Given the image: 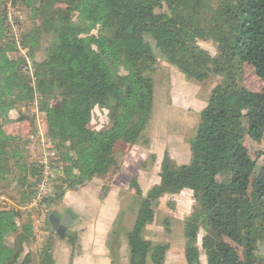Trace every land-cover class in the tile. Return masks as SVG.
<instances>
[{"label":"trees","instance_id":"16d2710c","mask_svg":"<svg viewBox=\"0 0 264 264\" xmlns=\"http://www.w3.org/2000/svg\"><path fill=\"white\" fill-rule=\"evenodd\" d=\"M7 5L16 27L17 9L37 21L20 31L18 40L8 24ZM105 21L108 25L99 31L106 32L82 35ZM198 41L212 42L217 54L205 52ZM20 48L26 53L19 55ZM37 50L43 52L39 61L33 56ZM237 55L262 81L260 91L233 88ZM159 58L187 79L205 82L219 73L228 81L210 90L199 112L188 163L163 155L160 180L139 200L126 235L129 264H165L167 244H155L143 232L154 219L158 199L184 189L195 200L183 222L185 264H201L200 230L211 236L206 264H264V165L257 167L244 145L245 136L264 138V0H0V118L5 122L11 111L34 101L44 112L46 137L63 161L46 198L47 203L57 201L114 171L118 142L145 141ZM95 107L109 113L108 126L98 131L90 124ZM21 143L0 125V181H9L8 175L18 170L14 177L22 205L35 195L31 188L39 169L23 161ZM19 217L16 209L0 208V264L24 263L29 255L21 260L34 241L32 224L20 223ZM11 236L12 245L7 241ZM225 237L255 251L254 262L241 259ZM75 239L69 238L72 245ZM52 248L49 237L38 248L39 264H57Z\"/></svg>","mask_w":264,"mask_h":264},{"label":"rangeland","instance_id":"374dc122","mask_svg":"<svg viewBox=\"0 0 264 264\" xmlns=\"http://www.w3.org/2000/svg\"><path fill=\"white\" fill-rule=\"evenodd\" d=\"M58 7L63 8L64 5ZM7 9L13 20V10L10 6ZM14 11L15 16L18 15L19 27L13 34L18 38L20 31H28L37 21L23 8ZM107 25L105 21L103 26L93 25L88 33H81L85 36L106 32L99 30ZM198 44L211 56L217 54V47L212 42L198 41ZM18 54L23 53L20 51ZM33 56L34 60L39 61L43 58V52L37 50ZM28 64H31V59ZM233 79V88L244 87L251 91H260L262 88V81L254 69L239 55L235 60ZM153 80V114L144 132L145 141L136 145L118 142L115 146L118 166L107 177L93 178L84 186L67 191L68 195L66 192L57 201L47 203L45 199L43 204L33 207L30 203L35 195L22 205L19 201L16 189L18 177H14L18 176V170L16 173L14 169L8 175L9 181H0V208L18 210L19 222L30 221L34 232V241L25 248L21 260L28 252L29 255L20 264H39L38 248L49 237L53 242L52 254L57 264H129L126 235L134 223L139 200L145 197L152 185L159 182L160 165L165 153L177 164L188 163L191 155L190 139L198 125L199 112L206 105L210 90L221 81L227 82L228 77L224 78L218 73L205 82L187 79L178 68L159 58ZM122 88L126 92L132 91L128 85H122ZM22 114L26 116L23 119L26 121H19ZM108 118L107 110L95 107L90 122L92 129L98 131L107 127ZM0 125L6 133L21 140L23 161L29 165L36 164L40 177L41 168L37 160L41 155V138L46 139V124L37 102H29L11 111L7 121L3 122L0 118ZM31 130L34 132L28 134ZM27 139L29 142H26ZM244 145L257 167L264 165V138L255 141L245 136ZM54 151L57 159L54 161L55 178L51 190L63 166V161ZM4 152L10 156V147H5ZM29 181L34 182L33 175L29 176ZM36 188L37 185L31 189L36 193ZM194 204L192 191L184 189L179 193L163 195L154 205V219L145 227L143 235L155 244H167L165 264H185L183 222L192 212ZM66 213L70 215L72 224L60 238L46 218L50 214L58 218ZM72 236H76L74 245L69 241ZM210 239L211 236L204 230L199 231L197 246L201 264H206L205 248ZM13 240L11 236L7 241L12 245ZM225 240L237 250L241 259L254 262L255 251L243 248L229 238L225 237ZM259 253L263 254L262 247Z\"/></svg>","mask_w":264,"mask_h":264},{"label":"built area","instance_id":"2783aa9c","mask_svg":"<svg viewBox=\"0 0 264 264\" xmlns=\"http://www.w3.org/2000/svg\"><path fill=\"white\" fill-rule=\"evenodd\" d=\"M8 24L12 28L13 32L16 33L17 28L13 24V21L8 15ZM16 39L17 36H16ZM20 46V45H19ZM20 51H22L23 54L26 53V49L20 48ZM27 59V64H28ZM31 67V64L29 65ZM42 115H44V112H42ZM41 155L39 159L37 160L38 165L41 168V173L39 180L37 181V188H36V193L35 197L32 199L30 206H36L43 204L44 200L50 195L51 193V185L52 181L55 178V172H54V161H56V156H55V151H54V146L52 142L46 137V139L41 138Z\"/></svg>","mask_w":264,"mask_h":264},{"label":"water","instance_id":"95a60500","mask_svg":"<svg viewBox=\"0 0 264 264\" xmlns=\"http://www.w3.org/2000/svg\"><path fill=\"white\" fill-rule=\"evenodd\" d=\"M52 217H53V214H50L49 217H48V220H49V222H50L52 228L56 231V233L58 234V236H59L60 238H63L65 229H66L70 224H72V219H71L70 215H69V214H66V215H65V219L62 220V223H61L62 226L59 227V229L56 228V227L51 223V218H52Z\"/></svg>","mask_w":264,"mask_h":264},{"label":"flooded vegetation","instance_id":"af4514ba","mask_svg":"<svg viewBox=\"0 0 264 264\" xmlns=\"http://www.w3.org/2000/svg\"><path fill=\"white\" fill-rule=\"evenodd\" d=\"M66 214H68V213H66ZM66 214H63L62 216H60V217H56V216H53L52 218H51V223L56 227V228H58L59 229V227H61L62 226V220L63 219H65V215ZM55 215V214H54Z\"/></svg>","mask_w":264,"mask_h":264},{"label":"crops","instance_id":"0c3cea01","mask_svg":"<svg viewBox=\"0 0 264 264\" xmlns=\"http://www.w3.org/2000/svg\"><path fill=\"white\" fill-rule=\"evenodd\" d=\"M69 192V191H68ZM68 192H67V195H68Z\"/></svg>","mask_w":264,"mask_h":264}]
</instances>
